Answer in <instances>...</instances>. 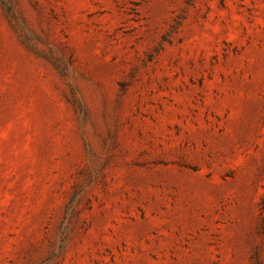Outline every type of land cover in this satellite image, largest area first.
Here are the masks:
<instances>
[{
  "label": "rangeland",
  "instance_id": "374dc122",
  "mask_svg": "<svg viewBox=\"0 0 264 264\" xmlns=\"http://www.w3.org/2000/svg\"><path fill=\"white\" fill-rule=\"evenodd\" d=\"M0 264H264V0H0Z\"/></svg>",
  "mask_w": 264,
  "mask_h": 264
}]
</instances>
